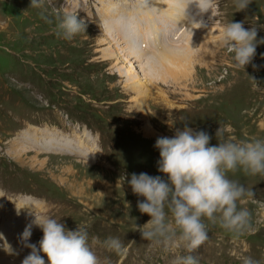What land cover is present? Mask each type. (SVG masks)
Here are the masks:
<instances>
[{
  "label": "rangeland",
  "instance_id": "rangeland-1",
  "mask_svg": "<svg viewBox=\"0 0 264 264\" xmlns=\"http://www.w3.org/2000/svg\"><path fill=\"white\" fill-rule=\"evenodd\" d=\"M218 2L214 17L211 11L201 15L195 5L186 10L189 19L206 25L199 28L182 11L180 21L169 22L166 14L164 22L155 9L154 22H148L144 0H43L38 8L30 7L31 0H0V243L7 240L19 252L10 264H22L29 254L20 237L36 215L61 219L69 230L86 226L90 243L92 237L120 238L127 247L123 255L93 248L102 264H172L176 255L186 254L142 239L135 226L150 217L139 212L137 202L143 198L133 194L127 180L142 172L167 179L158 172L155 142L172 137L184 122L194 131H206L210 145L218 143L219 127L223 139L264 138V44L257 46L256 68L248 65L245 71L234 68L233 54L218 45L222 25L231 21L257 27V41L264 38V0H252L241 12L234 0ZM66 12L87 22L86 31L72 41L53 32L56 17ZM115 17L139 31V43L132 41L134 33L127 36L114 28ZM153 27H158V46H140ZM177 30L176 39L168 42L171 47L161 42ZM192 40L195 59L189 55L180 61L183 54L177 51L187 50ZM162 47L168 51L159 58ZM85 125L93 158L33 147L25 139L51 129L85 137ZM15 142L28 149L14 147ZM229 178L255 193L238 202L251 213L252 231L234 241L212 228L193 254L199 264H241L243 255L264 260V175L238 171ZM26 197L36 202L23 206L19 200ZM42 236L33 225L29 243L38 246Z\"/></svg>",
  "mask_w": 264,
  "mask_h": 264
},
{
  "label": "clouds",
  "instance_id": "clouds-1",
  "mask_svg": "<svg viewBox=\"0 0 264 264\" xmlns=\"http://www.w3.org/2000/svg\"><path fill=\"white\" fill-rule=\"evenodd\" d=\"M43 0H31L30 7H41ZM252 0H234L238 12L246 11ZM195 5L202 15L219 9L218 0H174V6L183 12ZM42 18L51 23L46 16ZM190 24L206 25L201 20L189 19ZM87 22L78 14L66 12L56 17L53 29L57 38L72 41L79 33L85 32ZM258 29L244 27V22H229L222 25L218 33V45L232 53L233 67L243 69L252 64L258 44ZM264 58V56H262ZM222 129L216 133L218 143L210 145L212 137L203 130L194 131L184 122L172 137L161 136L155 142L160 159L158 172L161 176L147 173H132L127 180L132 192L143 200H138L137 208L147 214L150 220L143 226H135L143 240L150 246L174 252L183 249L186 254L176 255L172 264H199L193 255L209 239L212 228H219L232 240L238 241L252 231L251 213L247 208L238 207V202L254 197L253 190L229 178V174L240 171L248 176L264 175V138L251 137L235 141L222 138ZM127 179V177H124ZM61 220V219H60ZM52 216H35L26 226L20 237L24 248L30 252L22 264H102L93 250L100 246L110 253L123 255L127 251L124 242L118 237H108L101 241L91 238L86 226L77 225L69 230L65 224ZM39 227L43 236L39 244L29 243L32 227ZM0 239H4L0 235ZM4 251L10 256H18L5 241ZM43 253V256L41 255ZM241 264H264V260L250 255L240 257Z\"/></svg>",
  "mask_w": 264,
  "mask_h": 264
},
{
  "label": "bare ground",
  "instance_id": "bare-ground-1",
  "mask_svg": "<svg viewBox=\"0 0 264 264\" xmlns=\"http://www.w3.org/2000/svg\"><path fill=\"white\" fill-rule=\"evenodd\" d=\"M144 2L146 3L145 4V12L146 13H149L151 14L150 16V19L148 20L151 21V22H154V15L153 13L155 9H159V13H156V15H160L157 17V19H160V20H163L164 22L166 21V14L173 18L174 22H178L181 20V10L178 9L177 7L174 6V0H144ZM112 5V4H111ZM104 7V6H103ZM126 7V6H125ZM151 7V8H149ZM111 9L114 8V5L112 7H110ZM153 8V9H152ZM174 12L176 13V16L174 14ZM165 14V15H164ZM142 15V14H141ZM207 15V14H206ZM209 15V14H208ZM153 16V17H152ZM187 16V15H186ZM144 20V19H143ZM115 21H117L115 19ZM113 24V23H112ZM153 24V23H152ZM164 24V23H163ZM150 25V24H149ZM171 25V24H170ZM182 25V24H181ZM113 26V25H112ZM111 26V27H112ZM115 26V25H114ZM116 26L118 27H114L116 30L119 29V28H124V31L128 34L127 36H130L131 34L134 33V36H131V39L134 43H136L137 41H140L138 39V35H139V31H137V29L135 28H130V25H126L123 21H117L116 23ZM124 26H127V27H124ZM154 26V25H152ZM165 28H167L166 24L164 26ZM170 27V26H169ZM146 29V28H145ZM148 29V28H147ZM146 29V30H147ZM151 29V28H150ZM157 29L158 27H153L152 28V31L151 32H148L146 31L145 34L143 35V37H141V39H143V41L140 43V46L145 44V43H148L149 46H152L153 48H156L158 46L157 43V40L159 38V34L157 33ZM117 32V31H116ZM118 33V32H117ZM180 36V35H179ZM115 38L116 35H115ZM114 38V39H115ZM134 39H137V40H134ZM116 40V39H115ZM120 42L121 40L118 39ZM153 40V41H152ZM125 40H123L122 42H124ZM196 40H192L191 41V44H189V47L187 46L186 48H188L187 50L185 49H181V50H178L177 52H179V54H183V55H186V56H179L180 58V61H184L183 59H186L187 57L189 58V55L192 56L191 59H195V54L194 53H191L190 54V51H193V50H190L192 49V45H194V49L197 50V46L195 45L196 43ZM139 43V42H138ZM136 45V44H134ZM177 45V44H176ZM164 46V45H163ZM171 47V45H170ZM206 47V46H205ZM206 48H209V47H206ZM162 49H164L163 52H161L159 54V58L162 57L164 55V53H167V51L165 50L164 47H162ZM140 50V49H139ZM138 50V51H139ZM160 50V49H159ZM211 50V49H210ZM147 51V49H146ZM137 52V51H136ZM210 51H206V53H209ZM111 53V52H110ZM113 53V52H112ZM138 53V52H137ZM136 53V54H137ZM145 53V51L143 52ZM140 54V53H139ZM140 56L142 57V55L140 54ZM167 62H172L174 63V61L172 60H169ZM192 63V61H191ZM149 64V63H148ZM192 65V64H191ZM146 69V67H145ZM152 77V76H151ZM153 78V77H152ZM148 81V80H147ZM68 117V116H67ZM35 136L34 137H27L25 138L27 141H29V144L31 143L34 146H39V147H44L47 149V150H53L55 148H57L58 150H62V151H65V152H69V153H72V154H75V155H80V156H83V157H88V158H93V155H94V152L93 150L90 151V147H89V144H91V140H90V134L88 132L87 134V131L85 133V137H79L78 135L76 136H69V135H66V134H63L62 132H57L56 130H43V132H41V130H37L35 132ZM45 136L47 135L48 136V139L45 138L44 140L38 142L36 140V137L37 136ZM89 140V141H88ZM89 143V144H88ZM94 144V143H93ZM14 147L16 146L17 148L19 149H28L27 147V144L26 143H21V142H15V144L13 145ZM16 150V148H14ZM17 151V150H16ZM37 155V153H35ZM96 155V154H95ZM19 202L23 205H31V204H34L36 201H34L33 199H27V198H24V199H20ZM23 205V206H24ZM24 222V221H23ZM21 223H17V226H20ZM17 230V227H15V229L13 231ZM6 233H10L9 232H6ZM35 238V237H34ZM6 240V239H5ZM6 242L8 243V241L6 240ZM33 242V241H32ZM10 243V242H9ZM18 243V240L14 242V244ZM2 244V243H1ZM3 246L4 245H0V253H3L4 255V259L1 258L0 256V264H10L8 261L9 259H11L10 255H8L4 249H3ZM12 246V245H11ZM29 253V252H28ZM11 262V261H10ZM17 264V263H16Z\"/></svg>",
  "mask_w": 264,
  "mask_h": 264
}]
</instances>
